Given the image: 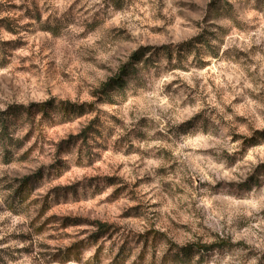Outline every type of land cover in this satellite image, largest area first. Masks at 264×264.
I'll list each match as a JSON object with an SVG mask.
<instances>
[{
	"label": "clouds",
	"instance_id": "obj_1",
	"mask_svg": "<svg viewBox=\"0 0 264 264\" xmlns=\"http://www.w3.org/2000/svg\"><path fill=\"white\" fill-rule=\"evenodd\" d=\"M0 264H264V0H0Z\"/></svg>",
	"mask_w": 264,
	"mask_h": 264
},
{
	"label": "rangeland",
	"instance_id": "obj_2",
	"mask_svg": "<svg viewBox=\"0 0 264 264\" xmlns=\"http://www.w3.org/2000/svg\"><path fill=\"white\" fill-rule=\"evenodd\" d=\"M67 227H78L79 224L78 223H71V224H68L66 225Z\"/></svg>",
	"mask_w": 264,
	"mask_h": 264
}]
</instances>
